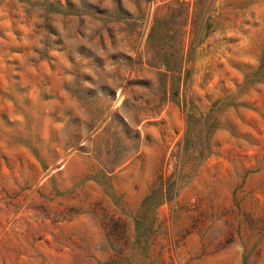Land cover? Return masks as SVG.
<instances>
[{
  "label": "rangeland",
  "instance_id": "rangeland-1",
  "mask_svg": "<svg viewBox=\"0 0 264 264\" xmlns=\"http://www.w3.org/2000/svg\"><path fill=\"white\" fill-rule=\"evenodd\" d=\"M0 264H264V0H0Z\"/></svg>",
  "mask_w": 264,
  "mask_h": 264
}]
</instances>
